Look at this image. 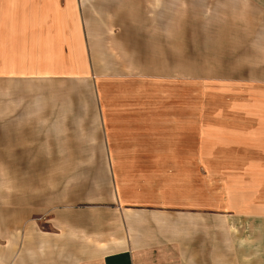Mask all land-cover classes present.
Here are the masks:
<instances>
[{"label": "rangeland", "instance_id": "374dc122", "mask_svg": "<svg viewBox=\"0 0 264 264\" xmlns=\"http://www.w3.org/2000/svg\"><path fill=\"white\" fill-rule=\"evenodd\" d=\"M136 164L264 264V0H0V264H72L48 219Z\"/></svg>", "mask_w": 264, "mask_h": 264}, {"label": "crops", "instance_id": "0c3cea01", "mask_svg": "<svg viewBox=\"0 0 264 264\" xmlns=\"http://www.w3.org/2000/svg\"><path fill=\"white\" fill-rule=\"evenodd\" d=\"M58 1V0H56ZM58 8H61L60 3ZM64 42L70 40L63 30ZM94 118L100 121L96 107ZM103 112V109H102ZM107 127L113 128V121L104 117ZM131 121L132 117H129ZM127 122H131L126 117ZM79 118L76 120L78 123ZM136 122V121H135ZM77 127V126H76ZM106 135L110 131L106 128ZM70 154V153H69ZM67 158V155L64 156ZM71 159L86 160H146L141 153L118 155L95 150L73 152ZM138 164V162H137ZM134 165L131 171L144 172L145 178L122 182L115 169L114 186L99 191L96 186L89 194V199L76 202L67 201L53 223H59L58 237L64 236L61 223L72 228L75 248L71 253L72 264H243L239 248L226 249L224 246L209 244L208 241L224 236L219 231L220 222L226 224V217L211 215L210 209L203 206L189 205L183 192H162L161 176L176 175L172 169H147ZM123 175V174H122ZM139 176V174H136ZM159 176L160 178H155ZM97 183V182H96ZM98 184V183H97ZM173 189H176L174 181ZM166 188L170 189V186ZM64 215H60V213ZM58 227V228H59ZM215 227L216 230H213ZM89 237V248L81 246L82 240ZM235 235V234H234ZM44 236V234H43ZM206 243H203V241ZM237 249V250H236ZM237 251V252H236ZM228 252V253H227ZM66 254V252H63ZM229 254V255H228ZM228 255V256H227ZM232 255V258H231Z\"/></svg>", "mask_w": 264, "mask_h": 264}]
</instances>
